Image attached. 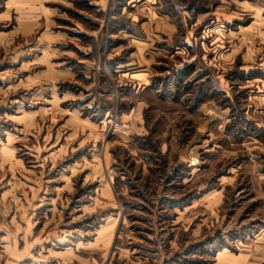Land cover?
Masks as SVG:
<instances>
[{"label":"rangeland","instance_id":"rangeland-1","mask_svg":"<svg viewBox=\"0 0 264 264\" xmlns=\"http://www.w3.org/2000/svg\"><path fill=\"white\" fill-rule=\"evenodd\" d=\"M10 249L264 264V0H0Z\"/></svg>","mask_w":264,"mask_h":264},{"label":"crops","instance_id":"crops-1","mask_svg":"<svg viewBox=\"0 0 264 264\" xmlns=\"http://www.w3.org/2000/svg\"><path fill=\"white\" fill-rule=\"evenodd\" d=\"M11 250V249H10ZM15 251H12L11 250V254H16V252H17V249H14ZM21 259V258H20ZM18 261H19V259H17V257L14 255V257H9V258H7V260H6V262H5V264H18Z\"/></svg>","mask_w":264,"mask_h":264},{"label":"built area","instance_id":"built-area-1","mask_svg":"<svg viewBox=\"0 0 264 264\" xmlns=\"http://www.w3.org/2000/svg\"><path fill=\"white\" fill-rule=\"evenodd\" d=\"M181 9H185L186 7L185 6H182V7H180Z\"/></svg>","mask_w":264,"mask_h":264}]
</instances>
